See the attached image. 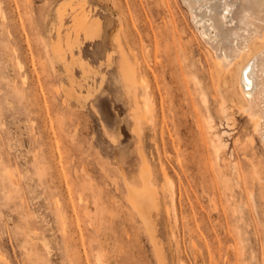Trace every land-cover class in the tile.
I'll return each instance as SVG.
<instances>
[{"label":"rangeland","instance_id":"1","mask_svg":"<svg viewBox=\"0 0 264 264\" xmlns=\"http://www.w3.org/2000/svg\"><path fill=\"white\" fill-rule=\"evenodd\" d=\"M85 7L90 38L72 27ZM125 57L137 71L148 60L174 91L163 133L133 131ZM215 72L183 0H0V264H264V147L247 114L228 124ZM216 134L227 142L217 158ZM142 155L161 192L152 232L127 199Z\"/></svg>","mask_w":264,"mask_h":264},{"label":"bare ground","instance_id":"2","mask_svg":"<svg viewBox=\"0 0 264 264\" xmlns=\"http://www.w3.org/2000/svg\"><path fill=\"white\" fill-rule=\"evenodd\" d=\"M183 1L186 3L187 9L192 15V19L198 29V32L202 36L209 51L212 54L215 71H216L215 72L216 79L212 81V87L214 90L213 96L215 100L219 101L220 104L219 107L221 113L228 120V124H230L229 120L234 119L235 112L247 114L250 119L249 122L251 123L254 132L258 134L264 147V0H183ZM76 10L78 11V9ZM70 12L72 14L73 12L72 8ZM91 12L92 11L90 10V8L89 10L86 9V11L82 15L74 12L72 15V18H74V22H72L73 23L72 27L73 28L77 27L76 29H78V31L81 30V32H83L82 30H84L85 34L88 35L89 32L87 31L86 21H88L92 17L93 12L92 13ZM58 13H59L58 14L59 17L62 19L64 18L63 17L64 14H66V9L60 8ZM62 22L65 23L63 20ZM95 22L98 21L95 20ZM63 23L59 25L62 26ZM97 24H99V22ZM60 26L58 27L59 30H60ZM70 29L72 28L70 27ZM93 30L95 31V27ZM60 31L58 32V35L59 33L62 34V32ZM67 31H69L70 33L73 32L72 30L71 31L69 30V27ZM94 31L92 33H94ZM97 31L96 34L98 35L99 33H97ZM69 32L67 34L65 33V35L68 36ZM73 33H74V37H70V39L78 37L77 35L75 37L76 34L75 29ZM78 33L81 34L80 32ZM61 34L59 35V38L62 41ZM88 37L85 40H87ZM77 39H75V41L74 39H72L73 43L77 42L80 44V41L79 42L76 41ZM91 39L94 38L92 37ZM60 43L62 45V42ZM73 47L74 45H72V49ZM53 50L56 56L58 57V59L60 60L61 58L63 59L61 47L55 46ZM64 55H66V53H64ZM124 61L125 63L123 68H125L124 69L125 71H121V72L123 74L122 77L125 84V93L130 101L129 116L130 119L132 120L133 131L135 132L136 135H141V133L145 132L146 129H151L156 131L157 126L160 124L161 131L163 133L164 132L163 123L167 121V114H166L167 108L175 109L178 112L177 105H179V102L177 101V97L174 94V91L172 92L171 88H167V86L163 82V79L159 77L160 74L159 71H151L153 70V68L148 62V60H146L145 66L142 69V71H137L136 64L134 62L129 61V58H126ZM67 67L73 69L70 66ZM169 72L171 74V71ZM84 77L86 76L84 75ZM86 79H88V75ZM171 80L173 81V86H174L175 79L173 76H171ZM77 81L79 82V80ZM80 82L82 81L80 80ZM195 82L196 85L199 86V94H201L202 101L205 104L206 110L208 112V114L204 117V125L206 126L209 132L212 131L215 125L213 124V118L211 116L208 107V95L206 90L201 86L200 80L196 77H195ZM82 88H81V92H82ZM73 95L74 94H72V97ZM177 118H178L177 114H174L173 120L176 121ZM211 143L214 148L216 158L218 157L220 148L227 146V142L223 141L219 134H216L215 137H212ZM181 149H182V144L179 143L178 149L176 151L178 153V158L180 161H182L183 159L180 153ZM142 150H139L140 156L143 152ZM144 156L142 155V159ZM145 160L146 159L144 157V161L140 167L139 173L137 175H134L133 180H131L130 183H128L127 199L130 203L133 212H135V214L140 217V219L144 223V226L146 225V227L150 230L151 227L152 228L154 227L153 226L154 223L151 224L152 220H156L153 219V217H157L156 214L155 216L152 217V212H153L152 210L156 208V212H157V210L160 209L158 206L161 201L159 196L161 192L160 189L158 188V184L156 183V181L152 179L149 171L150 167H148L150 165H148ZM160 165L163 171V177L166 180L169 179V171L167 169V166L161 160H160ZM253 166H254L253 169L254 173L259 174L256 164L253 163ZM235 169L236 172L238 169H240L238 162L236 161H235ZM225 174L226 173L220 172V176H224ZM238 174H240V172H238ZM225 181H227L226 178ZM170 184L173 185L174 187L173 182H170ZM173 187H171L168 194L170 195V201L172 202V205L173 204L175 205L176 191ZM245 188L249 191L250 195L253 197L254 195L253 186L246 185ZM162 190H163V194L166 195L165 190L164 189ZM234 209L235 211L239 210L238 207ZM149 224H151V227H149ZM97 258L100 263V261H102L101 256L99 255Z\"/></svg>","mask_w":264,"mask_h":264}]
</instances>
